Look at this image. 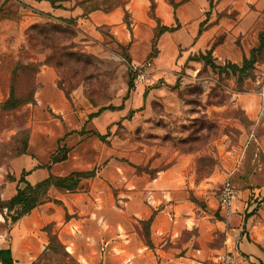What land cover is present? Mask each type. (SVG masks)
<instances>
[{"label":"rangeland","instance_id":"obj_1","mask_svg":"<svg viewBox=\"0 0 264 264\" xmlns=\"http://www.w3.org/2000/svg\"><path fill=\"white\" fill-rule=\"evenodd\" d=\"M66 1H70L67 5L70 8L79 7L83 17L93 10H110L124 2L53 0V3L61 2L62 7ZM16 7L6 8L9 13L0 7V19L17 18ZM66 21L64 24L70 28L69 33L53 32V36L60 38L54 46H74L66 56L61 53V64L53 67L57 83L62 81L68 93V97L65 96L71 108L66 113L54 114L49 109L37 108V75L43 66H49L45 63L51 52L46 50L48 41L44 36L32 39L31 31L35 25L48 23L54 27L60 23H37L29 26L23 36L0 37V171L4 174L0 183V249L12 243L14 264H33L41 256H47L48 260L40 264H56L59 260L64 264H78L72 255L73 262L48 249L50 237L58 232L52 219L58 212L63 217L67 211L63 198L70 196L78 201L77 195L108 186L116 199L123 189L117 181L118 176L124 173L154 176L169 165L170 153H197L198 180L212 178L209 183L215 185L214 204L216 217L220 220L223 219L219 213L222 183L230 173L236 172L241 162L250 164V173L254 174L253 186L249 188L261 186V178L256 180L255 177L261 175V158L264 156V48L255 47L253 59L249 55L251 61L244 69L234 67L242 68L243 62L220 61L215 64L223 69L214 70L201 55H181L177 83L165 86L169 97L163 100L156 96L146 103L151 89L158 87L146 86L137 93L129 70L128 48L121 45L108 28L82 32L75 28L74 19ZM231 40L238 46L241 43V38ZM211 59L217 61L212 55ZM64 62L69 64H62ZM102 107L108 109L98 113ZM97 113L96 119L89 118ZM46 128H49L48 137L50 132L62 129L69 135L63 140L50 139L41 147L40 137L44 136L41 131ZM34 132L35 153L29 151ZM66 140H70V145L64 143ZM80 144L82 148L76 153L75 147ZM53 154L57 157L67 154V162L52 164L49 169ZM144 155L147 160L140 159ZM23 158L28 163L14 165ZM160 158L161 162L154 167L153 163ZM41 166L46 173L53 174L55 166L61 173L68 172L67 175L75 171H92L95 176L82 180L75 192L51 188L46 195L50 201L13 223L2 204L16 195L23 173L26 181L31 183V175ZM239 174L238 171L234 183L237 186L246 184ZM53 175L60 177L56 173ZM90 198L94 199L92 195ZM261 198L264 201V196ZM131 224L144 240L145 223L132 221Z\"/></svg>","mask_w":264,"mask_h":264},{"label":"crops","instance_id":"obj_2","mask_svg":"<svg viewBox=\"0 0 264 264\" xmlns=\"http://www.w3.org/2000/svg\"><path fill=\"white\" fill-rule=\"evenodd\" d=\"M63 3L60 7L61 2L55 5L50 0H0V7L6 9L14 5L18 13L17 18L0 19V37L23 36L29 26L37 23L73 19L77 31L108 28L119 43L128 48L131 65L152 61L149 84L137 88V93H141L146 86L158 87L151 89L146 103L156 96L163 100L169 97L165 86H173L178 81L179 56L204 55L212 49V56L217 59L215 63L239 64L259 46V36L264 32V0H174L176 7L171 0H124L113 9L93 10L85 17L79 7L67 6L70 1ZM157 21L164 27H179L160 36L158 52L151 58ZM6 24L9 26L3 27ZM233 38H241L239 46L235 39L231 40ZM37 84L38 109H49L54 114L70 110L53 67H42ZM170 97L173 99L174 94ZM46 129L41 131L44 134L40 137L41 147L50 139L63 140L69 135L62 129L50 132L48 137L49 128ZM34 141L35 132L29 141V151L33 153L37 148ZM69 141L64 143L70 145ZM80 148L82 144L75 147V152ZM196 156L197 153H170L169 165L154 176L147 173L118 176L123 189L116 199L108 186L77 195L78 201L70 196L63 198L67 211L63 217L58 212L52 219L60 241L78 264H211L212 261L215 264L225 249L224 238L229 232L228 242L234 251L235 264H264V207H258V200L264 196V156L261 175L255 177L256 180L261 178L260 187L249 188L254 179L250 164L245 165V161L237 166L233 181L239 171L238 177L246 184L237 186L235 183L239 187V199L229 224L216 217L215 185L209 183L212 178L198 180ZM142 158L148 159L146 155ZM162 158L156 159L153 166L157 167ZM24 159L15 161L14 165L28 163ZM43 168L39 167L31 175L32 184L49 176L50 172H44ZM59 169L54 166L53 174L60 177L68 174ZM3 176L0 171V183ZM17 189L18 185L16 192ZM249 213H255L256 219L246 228L245 217ZM150 219L152 247L131 224ZM8 248H12V243L2 249Z\"/></svg>","mask_w":264,"mask_h":264},{"label":"trees","instance_id":"obj_3","mask_svg":"<svg viewBox=\"0 0 264 264\" xmlns=\"http://www.w3.org/2000/svg\"><path fill=\"white\" fill-rule=\"evenodd\" d=\"M53 3V0H50ZM173 5L176 7V4L174 3V0H171ZM54 4V3H53ZM154 4H152V11H153ZM153 14V13H152ZM67 21H63L58 26H51L50 24H44V25H35L31 28V31L33 32V38L36 39V37L44 36V38L48 41L47 43V51H50L51 54L47 57V62L45 64H48L49 66L56 67L54 64H61V59L63 56H66L65 54L67 52H70V50L73 49L74 46H70L68 48L65 47H59L54 46L57 45L60 41V38L57 36H53V32H58L62 35H65L69 33L71 30L69 27L65 26ZM179 25H177L174 28H168L161 26L158 23V27L156 29V34L153 40V49L151 53V58L155 57L157 54V44L160 36L164 32H173L175 31ZM56 29V30H55ZM39 30L38 33H36ZM39 38V37H38ZM258 49L264 48V32L259 36V46ZM255 48L251 51V59H253ZM61 53L64 55L62 56ZM80 55L79 53H77ZM212 55V49L207 51L205 55H201V58L205 61L207 65H210L214 70H222L223 67L217 66L215 62L211 59ZM73 57V55H70ZM63 59V58H62ZM75 63H78L79 60H74ZM251 60H248V58H244L243 60V67L239 68L238 66L236 69H244L248 65V63ZM62 64H69V63H62ZM58 67V66H57ZM58 87L61 89L65 95L68 97V93L66 89L64 88V83L62 81H58ZM108 108L102 107L98 113L106 110ZM97 114H91L89 118L96 117ZM68 158L67 154H65L63 157H57L56 154L51 155L50 157V164L48 166L49 169H51L52 164H56L59 162L66 161ZM95 176V173L92 171L82 172V171H75L70 173L69 175L65 177H58L53 175L52 173L49 174V176L44 179L41 182H38L36 184H31L26 181L25 174L23 173V176L19 180V186L17 189V193L14 197H12L10 200L4 202L2 204V208L6 209L10 215L13 223H17L19 220H21L23 217L28 216L34 209H36L39 205L44 204L46 201H50L49 199H46L47 193L50 191L51 188H57L60 190L75 192L78 190L80 183L84 179L93 178ZM57 203H61L58 200H55ZM256 219L255 213H249L245 217V227L248 228L253 221ZM147 229L144 236L145 242L148 246L152 247V243L150 240V232L149 228L152 223V219L148 221H144ZM51 250L55 255H60L64 259H70L71 262H73L74 258L69 254L66 247L63 245V243L60 241L59 237L57 235L50 237V247L48 248ZM38 262H35L33 264H40V262H44L48 260L47 256H41L38 258ZM75 261V260H74ZM0 264H14L13 260V254L11 248L8 249H0ZM56 264H64L61 260L56 261Z\"/></svg>","mask_w":264,"mask_h":264},{"label":"built area","instance_id":"obj_4","mask_svg":"<svg viewBox=\"0 0 264 264\" xmlns=\"http://www.w3.org/2000/svg\"><path fill=\"white\" fill-rule=\"evenodd\" d=\"M152 67L153 63L150 60L129 66L135 88L148 84ZM238 199L239 191L233 181V175L229 174L224 180L219 193V213L228 224L235 214ZM258 207H264L262 199L258 200ZM229 235L228 232L226 234L225 249L215 264H235L234 251L232 245H229L228 242Z\"/></svg>","mask_w":264,"mask_h":264}]
</instances>
